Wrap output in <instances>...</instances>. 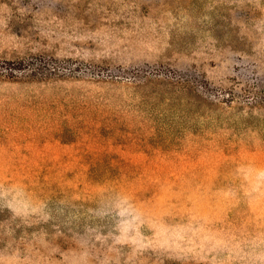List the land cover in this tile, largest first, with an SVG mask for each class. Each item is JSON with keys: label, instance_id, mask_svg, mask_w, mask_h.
Instances as JSON below:
<instances>
[{"label": "rangeland", "instance_id": "374dc122", "mask_svg": "<svg viewBox=\"0 0 264 264\" xmlns=\"http://www.w3.org/2000/svg\"><path fill=\"white\" fill-rule=\"evenodd\" d=\"M0 264H264V0H0Z\"/></svg>", "mask_w": 264, "mask_h": 264}]
</instances>
